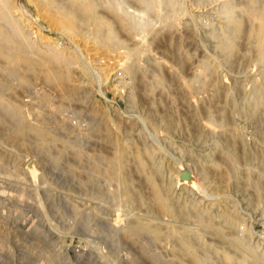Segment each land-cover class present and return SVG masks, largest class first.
<instances>
[{
  "label": "rangeland",
  "instance_id": "obj_1",
  "mask_svg": "<svg viewBox=\"0 0 264 264\" xmlns=\"http://www.w3.org/2000/svg\"><path fill=\"white\" fill-rule=\"evenodd\" d=\"M10 1L30 50L12 75L0 57V93L21 117L0 104V264H264L238 243L264 252V108L252 105L264 98V52L248 38L245 0H94L114 44L69 0L54 1L75 14L71 31L40 0ZM233 20L240 31L222 52ZM54 50L92 81L54 80L68 72ZM118 147L129 209L105 173ZM123 219L148 230L120 234Z\"/></svg>",
  "mask_w": 264,
  "mask_h": 264
},
{
  "label": "bare ground",
  "instance_id": "obj_2",
  "mask_svg": "<svg viewBox=\"0 0 264 264\" xmlns=\"http://www.w3.org/2000/svg\"><path fill=\"white\" fill-rule=\"evenodd\" d=\"M40 1L44 5H46L47 7L51 8L56 13V15L59 16V19H58L59 24L61 25V27L63 29H65L67 31H71L74 29L75 24L73 22H74V19L76 18L75 14H73L72 12H70L66 9H63V8L57 6L54 0H40ZM143 1H145V0H142L141 2H143ZM257 1H259V0H245V5H244V7L243 6L242 7H243V13L245 16L243 18L245 20H247L249 23L250 22L252 23V26L250 24L251 28L249 27L250 30L248 33V38L250 39V42H252L254 44V48L257 52L256 57L259 56L261 59V56L263 55V52H264V9H262V6H261V8L259 7L262 4H259L260 1L257 4ZM261 1H263V0H261ZM236 2H235V5H236ZM69 3H70L69 6L76 8V10L78 11V14L81 15L82 20L84 22H86V23L94 22L95 23L96 29H95V36L94 37L97 41L104 42L107 44H114L117 41L116 40L117 38L115 36V31L112 28V26L110 25V23H108L105 19H103L101 16L97 15L94 12V7L96 6V3L94 0H69ZM143 3H145V2H143ZM262 3H264V2H262ZM11 6L13 7V2H11L10 0H0V57L5 62H7V64L11 65V67L9 69H7V73L10 75L15 73V70H18V68L21 64H26V65L29 64V61H28V58L26 57V54L28 53V50H30L28 42H27L26 34L23 31V25H22L23 22H22V20H20V18H18L17 16L10 13ZM224 7H227L226 2L224 4ZM226 11H228V10H225V12ZM232 11H233V9H231V11L229 10V12H231L230 16L233 14ZM238 11H239V9L236 10L237 13H238ZM234 12H235V10H234ZM243 13L241 15H243ZM228 15H229V13H228ZM236 15L238 16V14H236ZM227 18L230 19L229 16ZM240 18H242V17L240 16ZM31 19H33V21L36 23V25L40 26L39 22L34 17H31ZM234 19H236V18H234ZM119 20L121 23L125 22L124 17H119ZM238 20L230 21V24L228 25L229 30L226 29L227 32L222 35V38L219 42L217 40L218 43L216 45H218V48L220 50H222V52L228 51V50H231V51L233 50L234 46L232 48V45H233L232 38L234 35L236 36V34L240 31V21H238ZM128 26H130V25L128 24ZM245 28H247V27H245ZM241 30L243 31V29H241ZM247 30H248V28H247ZM237 36H238V34H237ZM25 43H26V45H25ZM251 46H252V44H251ZM49 55H51L50 60L53 58L56 61H61L63 63L62 65L65 68H67V70H68L66 76L56 75L53 77L54 80L61 82L63 85H69L66 83L68 81H71V80L72 81L73 80H75V81L76 80L77 81H80V80L92 81V79L94 78V76H92V73L90 72V70L88 69V67L86 65L85 66L84 65H77V66L73 67L72 66L73 65L72 59L70 60L67 57L65 58L61 55H58L57 52L55 53V50ZM53 59H52V61H53ZM23 67L28 69L27 66H23ZM127 69L130 71H133L135 69V67L133 65L132 66L130 65V66H128ZM143 77H142V79H144ZM157 78L155 81H152V82H154V87H155L156 81H158V83H161V85H162V82H160L159 79H157ZM17 81H18V83H24L26 81V79L24 76H20L17 78ZM1 85H2V83L0 81V86ZM97 85H98L97 87H98L99 95L102 98L107 99L106 92L103 89L104 83L100 80V77L97 80ZM262 96H263V94H262ZM254 102L255 103L252 105H253V108L255 109V113H256V110L258 111V109L264 108L263 107L264 106V98L261 100H256ZM3 103H6L8 106L7 115L10 117H13V119L16 122H20L21 117L18 116L17 110L14 108L12 110V107L10 108L12 101H10V99L8 97H5L4 95H2L0 93V104H3ZM253 108L251 107V109H253ZM251 109H249V110L251 111ZM254 109H253V111H254ZM261 112H259V113H261ZM258 117H260V116H258ZM64 121H66V120H64ZM24 129L33 130V129H35V127L33 126V123H31L29 126H26V127L25 126H18L15 129V132L17 134L22 135ZM144 150L142 152H143V154H146V153H144ZM146 151H147V149H146ZM148 151H149V149H148ZM123 156H124L123 151L121 150V148L118 147L115 151L114 157L108 162L109 165H112V167L114 168L113 169L114 172L111 173V171L110 172L106 171L105 173H107L109 180L115 181V186H116L115 197L117 198L118 205L129 209V207H131L133 204V200H132V197L129 195V190H128L127 185H126V183H125V181L121 175V172H120V163H121V159L123 158ZM143 157H142V159H143ZM230 158H227V159H230ZM231 160H232V158H231ZM227 161H229V160H227ZM146 162H148V161H146ZM140 164L143 166V162L140 161ZM154 164L156 165V163H154ZM148 165H149V163H148ZM231 165H232V163H231ZM150 167L148 166L149 169H151ZM146 171H148V170H146ZM158 189H156V188L153 189V197L160 202V207L163 210H167L168 205L165 204L166 202H164V200L162 199L163 196ZM168 210H169V208H168ZM124 217H126V216H124ZM227 224L232 226L233 223H232V221L228 220ZM113 226L118 231V233L126 234V235L133 234L139 230H148L147 226L138 220H135V221L130 220L129 221L127 219H123V220H120L117 222L115 221ZM149 231L154 233L155 235H157V232L155 230L149 229ZM192 237H193V239H195V236L192 235ZM192 237H190V238H192ZM197 237H196V240L198 239ZM178 240H179V238H178ZM246 241L247 240H245V241L240 240V242H238V243H240V245H242L248 251V253H250L253 256H257L260 259H262V261H264V252L258 253L256 250L257 247L255 248V247L251 246L250 243H247L248 241L247 242ZM180 242L187 249H189L192 246L190 241L188 240V238L185 239L182 237ZM191 252L192 251H190L189 257H191L192 260L197 259V256ZM224 257L226 260H230V258L228 256L224 255ZM242 262H244V261H242ZM243 264H245V263H243Z\"/></svg>",
  "mask_w": 264,
  "mask_h": 264
}]
</instances>
